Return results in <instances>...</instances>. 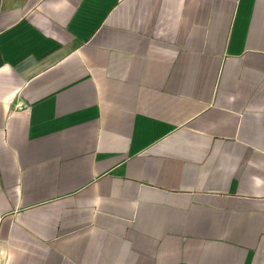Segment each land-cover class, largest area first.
Wrapping results in <instances>:
<instances>
[{"label":"crops","instance_id":"1","mask_svg":"<svg viewBox=\"0 0 264 264\" xmlns=\"http://www.w3.org/2000/svg\"><path fill=\"white\" fill-rule=\"evenodd\" d=\"M0 264H264V0H0Z\"/></svg>","mask_w":264,"mask_h":264}]
</instances>
